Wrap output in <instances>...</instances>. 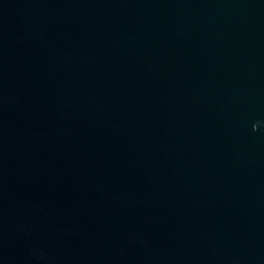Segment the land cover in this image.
Here are the masks:
<instances>
[{
  "label": "water",
  "instance_id": "1",
  "mask_svg": "<svg viewBox=\"0 0 264 264\" xmlns=\"http://www.w3.org/2000/svg\"><path fill=\"white\" fill-rule=\"evenodd\" d=\"M0 264H264V0H0Z\"/></svg>",
  "mask_w": 264,
  "mask_h": 264
}]
</instances>
